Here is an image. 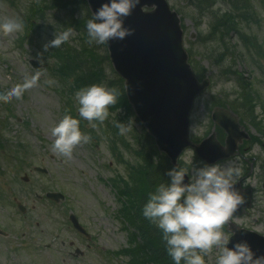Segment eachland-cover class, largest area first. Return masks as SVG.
<instances>
[{"label":"rangeland","instance_id":"rangeland-1","mask_svg":"<svg viewBox=\"0 0 264 264\" xmlns=\"http://www.w3.org/2000/svg\"><path fill=\"white\" fill-rule=\"evenodd\" d=\"M34 1L39 0H0V21L8 18H23L22 14ZM169 3L185 18L186 48H192L195 60L205 66L207 75L213 78L212 85L209 87L211 89L196 101L190 120V134L194 137H203L209 125L206 119L210 103L209 96L225 93L223 96L231 94L234 98L237 87L233 80H223L218 75L219 67L213 65V62L221 55L222 47L217 43L211 45L197 44L196 41L194 43L192 37L196 38L198 32L192 17L196 13L189 0H169ZM252 3L258 22L251 24L242 22L241 29L245 33L256 36L264 49V0H252ZM215 9L223 13L228 11V5L221 0ZM44 16L43 20L35 22L36 33L29 34L34 37L32 47L28 45V37L26 41L22 40L26 34L25 29L8 36L0 34V93L17 86H24L27 79L35 75L37 70L40 72L37 85L24 90L21 99L14 98L10 102H0V142L2 143L0 148V171L2 172H0L2 174L0 175L2 198L0 199V228L7 230L11 227L13 232L7 237L6 244L10 243L17 247L18 251L20 250L16 254L7 253L4 240L0 239V264H104L94 254L86 253L84 260L73 262L71 258L58 253V249L68 248L70 242L68 239L71 238L72 232L67 229L66 219L62 218L56 208L50 207L46 200L39 202L35 198V195L42 194V188L63 193L66 196L67 211L79 218L81 225L95 240L97 246L107 251L127 247L126 233L114 217L118 208L115 196L109 186L103 182L106 178L113 176L114 170L123 172L111 156L108 139L100 133L102 139L78 146L72 160H66L52 151L51 129L63 118L65 107L62 95L58 91L59 85L55 83L49 86L46 83L49 79L54 81L55 79L48 69L54 63L48 57L53 48L45 52L44 46L55 38V34L59 35L65 30L64 23L68 20V15L63 11L50 10ZM208 26V19H203L201 32H207ZM68 42L76 48L81 38L73 32ZM225 42L229 48H232L237 42V37L233 41L225 40ZM236 46L237 58L232 62L228 57L223 64L231 65L232 71L238 72L247 82L250 80L256 92L264 99V75L261 72L264 68V57L256 56L251 52L247 53L242 43L237 42ZM99 49L100 46L97 52L101 54L102 49ZM31 61L39 62L42 67L33 69ZM105 70L106 74L110 73L106 65ZM72 99L77 111L78 105L74 96ZM123 121L127 131L122 135L134 145L133 135L134 133L138 135L141 127L137 125L134 117L126 116ZM17 153H20L21 162H24L19 165L22 166V170L14 167V156ZM247 157L248 159L257 157L259 162H253L250 175L244 178L243 166L239 164L241 175L238 180H242L246 186L254 189L255 202L249 214L238 220V223L243 228L264 234V198L261 188L264 179V149L254 145ZM126 159H131L129 153L126 154ZM181 160L184 167L189 169L193 164L200 166V162L190 153H185ZM233 160L239 162V159ZM36 167L45 169L48 175L35 173ZM24 179L28 180L27 183H24ZM13 194L16 198L14 200H18L27 209L24 224L21 223V217H17L18 214L8 199V197L11 199ZM223 231L225 232L224 229ZM225 234L229 239V234L226 232ZM19 240L28 242L30 249L22 248L18 243ZM46 245L51 246V251L42 249L46 248ZM81 250L85 251V247L82 246ZM218 254L219 249H214L205 258L207 264H215ZM121 262L124 264L127 261L122 259ZM113 263L115 262L111 261V264Z\"/></svg>","mask_w":264,"mask_h":264},{"label":"clouds","instance_id":"clouds-1","mask_svg":"<svg viewBox=\"0 0 264 264\" xmlns=\"http://www.w3.org/2000/svg\"><path fill=\"white\" fill-rule=\"evenodd\" d=\"M141 0H108L87 20V42L92 45H106L112 40H125L134 30L124 26ZM25 22L20 18L0 21V34L8 36L21 32ZM74 29L66 28L61 34L44 46L59 48L72 37ZM40 72L29 77L24 86H17L0 93V102L22 98L23 91L35 87ZM49 86L56 82L46 81ZM119 90L93 84L75 93L78 105L76 118L66 113L51 129L52 151L66 160H72L76 148L88 144L91 137L81 130V120L93 127L103 124L110 117L109 109L117 103ZM121 134L126 126L116 122ZM166 180L149 195L141 209L142 216L162 234L168 257L173 264H207L206 257L219 249L215 264H264V255H257L251 245L242 240L232 247L223 231L224 226L244 203L236 190L241 167L235 160L209 164L201 161L200 166L191 168L171 167L164 174Z\"/></svg>","mask_w":264,"mask_h":264},{"label":"water","instance_id":"water-1","mask_svg":"<svg viewBox=\"0 0 264 264\" xmlns=\"http://www.w3.org/2000/svg\"><path fill=\"white\" fill-rule=\"evenodd\" d=\"M108 0H88L94 13ZM155 9L143 12L144 7ZM124 26L134 30L125 40L107 44L114 69L126 82V92L135 113L157 138L160 146L171 143V151L185 146L187 115L193 96L204 85L198 86L182 50L177 15L169 11L165 0H141ZM207 81L204 82V84ZM215 119L223 122L228 131L237 121L222 112ZM232 129H231V128ZM248 197V196H247ZM244 238L257 255H264V238L247 233ZM237 241L234 239L229 247Z\"/></svg>","mask_w":264,"mask_h":264},{"label":"trees","instance_id":"trees-1","mask_svg":"<svg viewBox=\"0 0 264 264\" xmlns=\"http://www.w3.org/2000/svg\"><path fill=\"white\" fill-rule=\"evenodd\" d=\"M216 0H196V9L201 11H209L210 7L212 6V4L215 2ZM249 3V0H234L232 3V8H234V10H237V13H235L233 16H230L229 18L235 21V18H239L241 16L240 12L241 9L238 8V6L240 4H243L246 6V4ZM89 16V15H88ZM245 14H242V18H245ZM236 23V22H235ZM83 52H76V51H71L69 49H67V51L62 52L60 54H58V59L61 62V66L64 72L68 73L69 71H72L71 68V63L74 64V60L75 63L77 65H75L76 70L80 71V73H73L76 77L74 78L77 84H82V82H86L87 80V72L84 71L83 69V65L80 62V60L77 59V57L79 56V54H81ZM74 54H76V58H74ZM89 58L88 60L92 61L93 66L92 67H97L98 66V62L97 59L94 58V56L92 55L91 51L88 54ZM69 72V73H70ZM96 76V75H95ZM119 83H121V81H118ZM153 154H155V152H153ZM143 159H145V166H144V170H145V175H146V181L149 185L150 188H152V186H159L160 181H159V171L155 170L156 167L153 164V161L151 159V157H149L147 159L146 155H144ZM147 189L143 190L141 193V196L138 198L137 203L139 204V208H141V205H143L145 199L147 198ZM139 212H141V209H139ZM156 238V242H157V246H156V254H155V262L156 264H171L167 258L166 252H165V244L163 247V238H162V234L160 233L158 235V232L155 236ZM163 241V243H162Z\"/></svg>","mask_w":264,"mask_h":264}]
</instances>
